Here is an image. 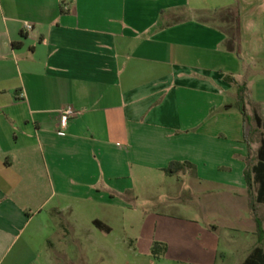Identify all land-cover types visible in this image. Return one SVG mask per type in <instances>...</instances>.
I'll return each mask as SVG.
<instances>
[{
    "label": "crops",
    "instance_id": "obj_1",
    "mask_svg": "<svg viewBox=\"0 0 264 264\" xmlns=\"http://www.w3.org/2000/svg\"><path fill=\"white\" fill-rule=\"evenodd\" d=\"M255 115L264 0H0V264H53L46 230L63 226L45 208L112 213L158 184L171 194L172 162L251 230L264 206L244 175L264 139Z\"/></svg>",
    "mask_w": 264,
    "mask_h": 264
},
{
    "label": "rangeland",
    "instance_id": "obj_2",
    "mask_svg": "<svg viewBox=\"0 0 264 264\" xmlns=\"http://www.w3.org/2000/svg\"><path fill=\"white\" fill-rule=\"evenodd\" d=\"M188 172L178 174L182 182L171 194L170 184H158L152 194L142 193L129 203L132 208L117 212L98 208L87 215L86 207L80 205L71 215L57 214L53 206L45 208L42 217H54L63 226L46 230L47 253L53 264H243L255 248L264 250V233L259 236L256 223L248 231L227 225L232 199L227 194L201 196L190 185ZM208 204L215 210L208 212ZM164 216L169 227L161 226ZM93 218L113 226L110 233L92 225ZM256 219L264 232V206L257 209ZM119 222L127 226L120 227ZM190 222L193 227H187ZM154 241L167 245L165 256L152 255Z\"/></svg>",
    "mask_w": 264,
    "mask_h": 264
},
{
    "label": "trees",
    "instance_id": "obj_3",
    "mask_svg": "<svg viewBox=\"0 0 264 264\" xmlns=\"http://www.w3.org/2000/svg\"><path fill=\"white\" fill-rule=\"evenodd\" d=\"M239 101L237 103V107L243 115V118H246L245 110H244V89H239L238 92ZM256 126L264 130V121L260 119L257 115L254 117ZM257 162L256 164L247 169L244 173L245 181L248 187L249 192L252 188H255V203L258 205H264V139L261 141L260 148L257 152ZM194 171L195 168L193 165L189 163H179L172 162L169 166L164 170L167 175L173 176L178 175L184 171ZM257 225V233L259 236H263V228L258 219L255 220ZM93 225L106 233H110V228L106 227L100 221H94ZM151 253L155 258H160L166 255L167 253V245L161 242L154 241L151 248ZM243 264H264V250L263 248L257 247L254 251L248 256L246 261Z\"/></svg>",
    "mask_w": 264,
    "mask_h": 264
},
{
    "label": "built area",
    "instance_id": "obj_4",
    "mask_svg": "<svg viewBox=\"0 0 264 264\" xmlns=\"http://www.w3.org/2000/svg\"><path fill=\"white\" fill-rule=\"evenodd\" d=\"M24 29L26 31L33 30V26L30 23H24ZM75 115V111L72 107H66L59 111V123L61 129H65L68 124L69 118L73 117Z\"/></svg>",
    "mask_w": 264,
    "mask_h": 264
}]
</instances>
